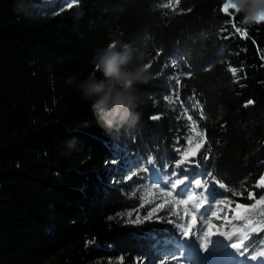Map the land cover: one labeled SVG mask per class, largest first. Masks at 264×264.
Masks as SVG:
<instances>
[{
  "label": "trees",
  "instance_id": "obj_1",
  "mask_svg": "<svg viewBox=\"0 0 264 264\" xmlns=\"http://www.w3.org/2000/svg\"><path fill=\"white\" fill-rule=\"evenodd\" d=\"M110 41L142 51L151 74L137 86L139 120L119 142L99 128L75 87L92 73L102 78L92 56ZM187 136L205 148L199 167L185 166L181 194L167 196L165 210L148 220H120L135 208L144 215L150 172L163 174ZM149 158L155 164L143 173ZM132 172L139 175L127 179ZM262 176L264 23L243 25L216 0H0V264L177 257L185 236L176 228L183 209L175 196L191 188L201 201L194 179L212 185V203L221 200L234 220L229 205H255L237 223L246 251L264 250ZM207 215H194L188 231L197 251Z\"/></svg>",
  "mask_w": 264,
  "mask_h": 264
},
{
  "label": "clouds",
  "instance_id": "obj_2",
  "mask_svg": "<svg viewBox=\"0 0 264 264\" xmlns=\"http://www.w3.org/2000/svg\"><path fill=\"white\" fill-rule=\"evenodd\" d=\"M241 16L242 23L252 25L264 17V0H228ZM92 64L101 73H95L76 84L82 97L90 102L96 123L113 142H119L137 123V110L143 103L138 85L147 84L150 72L144 53L128 44L110 41L107 46L97 47ZM75 78H70L71 84ZM72 141L69 146H72Z\"/></svg>",
  "mask_w": 264,
  "mask_h": 264
},
{
  "label": "snow or ice",
  "instance_id": "obj_3",
  "mask_svg": "<svg viewBox=\"0 0 264 264\" xmlns=\"http://www.w3.org/2000/svg\"><path fill=\"white\" fill-rule=\"evenodd\" d=\"M166 7H171V4L165 5ZM222 9L225 13L229 12V9L233 10L235 14H239L231 5H229L228 0H225V2L222 5ZM260 23H264V17H261L257 23L255 24H260ZM243 24V23H242ZM245 25V24H243ZM233 28H235V31L237 33L241 32V27L236 26V24L232 25ZM232 73L235 74L236 69H231ZM178 82V81H177ZM163 99L165 101H168L170 99L169 96H164ZM197 105L199 104V102H196ZM254 101L249 100L247 102V104L245 105V107H247L248 105L253 104ZM195 107V105H194ZM185 112H187V109H185ZM159 116H151L150 119L152 120H157L159 119ZM187 119L189 121H193V117L191 115L187 116ZM196 122L193 121V124H195ZM194 131V129H193ZM181 139V137H177L176 138V142L177 144H179V140ZM186 142L188 147H183V146H179L175 148V152L178 153V158H176L174 160V163L170 164L168 166V168L162 170L163 174L160 173V171H156V179L155 181L151 184L152 188H158L161 192H164L166 188H170L172 190H176V194L179 195L180 191H181V186H187V182L189 181V176L186 174L189 171L188 167H185L186 165H191L192 167H199L200 166V160L198 159L201 150L205 148V144L204 143H200L198 146L194 147L192 146V138L191 136H187L186 137ZM205 161L208 159L207 156L204 157ZM112 163H117V161L113 160ZM147 164L148 167H145L142 171L143 173H148L150 168H153L155 161L152 159H148L147 160ZM139 175V173L137 172H132L131 176H128L127 179H132L133 176H137ZM209 175H211V173H209ZM213 183L219 188V189H224L225 185L222 183H219L218 181L213 180ZM193 187L195 189L200 190V194L201 197L206 200L209 201V203L211 204V197H212V185L209 184V182L207 180H202V179H194V181H192ZM163 185V186H162ZM257 187H264V176L261 177L260 181L257 184ZM229 194L233 195V199H235L236 197H240L241 199L244 198V193L243 192H234L232 189L228 190ZM168 196H172L173 192L172 191H168L166 193ZM195 199V195L192 192V189L189 188L188 194H187V199H182L180 201L181 204H187L188 201ZM247 199L249 200H253L255 199V193L248 191L247 192ZM261 201H264V196H261L260 200H257L256 203H260ZM165 203H156L154 206L153 205H141V208H144V211L146 213V215L144 216L145 220H148L150 216H152L153 214H158L159 212H161L162 210H165ZM221 201L220 200H215V204H220ZM199 206V205H198ZM255 205H249V204H245V203H240V202H236L235 203V208L233 209L231 207V205L228 206V211L229 212H234L235 214H239V212L241 210H246L249 207H254ZM140 211V208H135L134 212H138ZM123 215L127 216V217H132L133 216V212H127V213H123ZM211 215L213 217L217 216V212L212 211ZM111 219V217H110ZM139 217H137V219L135 220H130L129 222L132 224L137 223ZM193 222H195V217L193 218ZM191 226V225H189ZM217 227L216 224H213L211 222H209L208 224V229L212 230L215 229ZM183 235L185 237L188 236V232H184ZM221 235H223L221 233ZM91 243V242H90ZM231 247L233 249H238L237 244L233 243L231 245ZM245 251H239L240 255H245ZM264 255V254H262ZM251 259L255 260L256 257H251Z\"/></svg>",
  "mask_w": 264,
  "mask_h": 264
},
{
  "label": "rangeland",
  "instance_id": "obj_4",
  "mask_svg": "<svg viewBox=\"0 0 264 264\" xmlns=\"http://www.w3.org/2000/svg\"><path fill=\"white\" fill-rule=\"evenodd\" d=\"M224 2H225V0H216V4L221 9H222V5ZM226 14L229 15L234 20H241L240 14L236 15L234 13V11H231L230 9H229V12ZM198 145L199 144H194L193 148L198 146ZM155 179H156V172L151 171L150 172V178H149V180H150V186L148 189L149 191H147V194L144 197V203L149 204V205H153V206L156 203H163L164 200L166 199V197L168 196L166 194L168 191H172L173 194L174 193L176 194V190H172L170 188H166L164 192H161L158 188H152L151 184L155 181ZM183 187L184 186H181L180 194L183 190ZM175 197L180 199V201L182 199H187V195L182 196V197H180V196H175ZM198 199H199L198 197H195V199L188 201L187 204H181L182 209H183L182 213H181L182 219L180 221V224L176 225L177 229H179L183 232H188L190 227L195 224V222H193L194 215L207 212V214H208L206 217L207 218L206 219L207 224H206L205 229L202 231V235H201V246L203 248H205V250L215 248L217 245V242L223 236L235 235L237 237L244 238L242 228L238 224H236L241 219L244 210H241L238 215L235 214V215H237V217L234 220V219L228 217L226 215V213L225 214L222 213L221 205H223V203L221 200H220L221 201L220 204H215L216 199H214V201L212 203L213 208L209 209L208 203H205L204 200H202L200 203ZM162 200H163V202H162ZM212 211L217 212L216 217H213L211 215ZM127 212H133V216L127 217V216L123 215V213H121L119 215V219L122 221H127V220L130 221V220H135V219H137V217H139V220H141V219H144V216L146 215V213H144V215H142L141 209L138 212H134V210H130ZM127 212H124V213H127ZM153 215H155V214H153ZM152 216H150V217H152ZM209 222L216 224L217 227L215 229L209 230L208 229ZM189 225H191V226H189ZM221 233L223 235H221ZM243 241H241V243H243ZM179 247L182 248L184 251L186 250V248L190 249L192 251L193 245L190 242L189 235L187 237H184L183 239H181L179 241ZM190 259L191 258L188 257V254H186L182 251L180 253V255H178L177 257H168L164 260L154 261V262H149V261L143 262V260L139 259L137 264H199L198 260L195 257L192 260H190ZM96 264H122V260L119 257L103 258V259L97 260Z\"/></svg>",
  "mask_w": 264,
  "mask_h": 264
},
{
  "label": "bare ground",
  "instance_id": "obj_5",
  "mask_svg": "<svg viewBox=\"0 0 264 264\" xmlns=\"http://www.w3.org/2000/svg\"><path fill=\"white\" fill-rule=\"evenodd\" d=\"M186 254H188V257L191 258L190 260H192L194 257L197 259L196 253L194 250L191 251L190 249H186Z\"/></svg>",
  "mask_w": 264,
  "mask_h": 264
}]
</instances>
